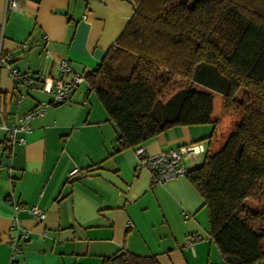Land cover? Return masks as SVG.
<instances>
[{"label": "crops", "instance_id": "0c3cea01", "mask_svg": "<svg viewBox=\"0 0 264 264\" xmlns=\"http://www.w3.org/2000/svg\"><path fill=\"white\" fill-rule=\"evenodd\" d=\"M136 0H0V113L10 126L41 103L25 141L0 150V264H8L12 222L30 229L15 264H102L121 249L160 264H226L207 229L203 198L186 175L153 184L120 149L118 130L84 77L67 101L17 83L11 73L59 76L66 58L84 76L114 44ZM45 52L48 53L45 56ZM19 100V101H17ZM212 123L175 125L140 144L146 154L202 141ZM6 137L0 128V142ZM202 143V144H203ZM200 154L185 158L188 170ZM79 170L69 176L73 167ZM10 198L20 208L15 209ZM45 211L40 220L28 209ZM130 223V224H128ZM187 242L189 238L192 239Z\"/></svg>", "mask_w": 264, "mask_h": 264}, {"label": "trees", "instance_id": "16d2710c", "mask_svg": "<svg viewBox=\"0 0 264 264\" xmlns=\"http://www.w3.org/2000/svg\"><path fill=\"white\" fill-rule=\"evenodd\" d=\"M85 78L120 149L175 125L212 123L203 161L186 176L226 264H264V0H136ZM194 83L237 114L226 135L211 116L212 94ZM102 264L160 262L121 249Z\"/></svg>", "mask_w": 264, "mask_h": 264}, {"label": "built area", "instance_id": "2783aa9c", "mask_svg": "<svg viewBox=\"0 0 264 264\" xmlns=\"http://www.w3.org/2000/svg\"><path fill=\"white\" fill-rule=\"evenodd\" d=\"M7 1L10 8L16 9L18 7V0ZM47 55L48 53L45 52V56ZM4 60H7V57L0 53V61ZM57 63L59 76L55 80L49 79L48 81L47 78H40L38 73L35 72L19 74L13 68L11 69V73L15 82L22 83L27 88H36L49 92L51 95L50 102L58 104L69 99L72 89L85 76L74 70L66 58H60ZM45 106L46 103H41L22 115H19L10 126L5 123L7 117L0 113V128L4 129L6 132V137L0 142V150L9 154L13 144L24 142L25 134L30 130L31 119L43 113ZM205 149L206 147L203 146L202 142L197 141L170 148L159 153L146 154L144 148L138 145L134 148L136 154V167L147 168L150 172L151 182L153 184H161L169 179L186 175L188 167L184 162L185 158L199 154L200 152L205 151ZM78 170V167H73L68 173L69 176L73 175ZM10 201L15 209L20 208L14 199L10 198ZM28 209L40 220L45 217V211L40 209L37 205H31ZM10 228L14 230L15 233L9 240L11 252L8 264H15V256L20 252L19 243L28 238L30 229L22 227L16 221L12 222ZM194 239L195 237H192V239L189 238L187 242L190 243Z\"/></svg>", "mask_w": 264, "mask_h": 264}, {"label": "rangeland", "instance_id": "374dc122", "mask_svg": "<svg viewBox=\"0 0 264 264\" xmlns=\"http://www.w3.org/2000/svg\"><path fill=\"white\" fill-rule=\"evenodd\" d=\"M193 88L197 90H203L210 92L212 94V103H213V108H212V113L211 116L212 118L218 119V125H217V132L222 135H226L228 131L230 130L232 124L238 119L237 114L233 113L230 111L231 109L224 108L223 105V97L220 93L210 90L200 84L194 83ZM241 93L239 92L236 97L240 98ZM93 97H96L95 92H92ZM97 99V97L95 98ZM234 105V104H232ZM231 108V106H229ZM212 129V126H211ZM202 142V141H201ZM203 143V142H202ZM203 145H205L203 143ZM203 156V151L200 154V157L202 158ZM204 207V206H203ZM205 211L206 208L204 207Z\"/></svg>", "mask_w": 264, "mask_h": 264}]
</instances>
